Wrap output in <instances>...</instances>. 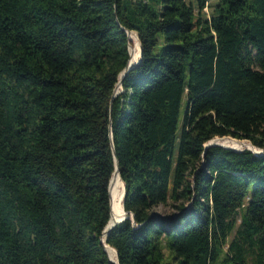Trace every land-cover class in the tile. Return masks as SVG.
I'll return each instance as SVG.
<instances>
[{"label": "trees", "instance_id": "1", "mask_svg": "<svg viewBox=\"0 0 264 264\" xmlns=\"http://www.w3.org/2000/svg\"><path fill=\"white\" fill-rule=\"evenodd\" d=\"M212 140L264 150V0H0V264H112L122 182L119 264H264V155Z\"/></svg>", "mask_w": 264, "mask_h": 264}, {"label": "water", "instance_id": "2", "mask_svg": "<svg viewBox=\"0 0 264 264\" xmlns=\"http://www.w3.org/2000/svg\"><path fill=\"white\" fill-rule=\"evenodd\" d=\"M126 33H127V36H128V39H129V33H131L130 31L126 30ZM139 37V36H138ZM130 42V40H129ZM130 49V48H129ZM142 56H143V50H142V46H141V58L138 62H133L132 61V58H131V53H130V61L128 63V66L127 68L125 69V71L121 74L120 76V82L117 84L116 86V89H115V94H114V99L119 96L122 92H123V81L124 79L128 76V74L134 70L135 68H137L141 62H142ZM224 138H229V137H223V138H215L214 140H218V139H224ZM234 139V138H233ZM212 140L210 143H208L206 145V148H210V147H222V148H225V149H229V150H233V151H236V152H244V151H250L252 153H254L256 156H263L264 155V150L263 149H260L261 152H255L251 149H246V150H235L233 148H230V147H225V146H222V145H219V144H216V143H213ZM234 140H237V139H234ZM240 141V140H239ZM254 146V145H253ZM255 147V146H254ZM115 154V153H114ZM115 160H116V172L113 176V179L117 176H119L121 178V175H120V170H119V165H118V161H117V157L115 155ZM205 165V163H204ZM112 179V181H113ZM111 181V183H112ZM111 183H110V187H111ZM124 183V182H123ZM125 196H126V189H125V192H124V199H125ZM110 199H111V214H110V221L107 225V227L105 228L104 232H103V235H102V244L104 245V248H105V251L108 255V258L110 260V262L112 264H119V257H118V252L116 251L117 253V262L114 261L111 256H110V252L108 250V238L111 234V232L118 226L120 225L121 223H123L124 221H126L127 219L131 218V219H134L133 215H131L130 213H128L125 208H124V215L121 219L119 220H116V221H112V198H111V189H110ZM131 215V217H130Z\"/></svg>", "mask_w": 264, "mask_h": 264}, {"label": "rangeland", "instance_id": "3", "mask_svg": "<svg viewBox=\"0 0 264 264\" xmlns=\"http://www.w3.org/2000/svg\"><path fill=\"white\" fill-rule=\"evenodd\" d=\"M215 1L216 0H213V2H215ZM188 2H192L193 4H195V0H188ZM205 12H207L209 14L210 10L208 8H206ZM161 41L162 42L160 43V47L156 51V53L160 51V48L162 46H164L163 38H161ZM153 214L157 217H160V218H171L176 214V211L171 206H160V207L154 209ZM165 255L167 257L169 256V252L167 250H165Z\"/></svg>", "mask_w": 264, "mask_h": 264}, {"label": "bare ground", "instance_id": "4", "mask_svg": "<svg viewBox=\"0 0 264 264\" xmlns=\"http://www.w3.org/2000/svg\"><path fill=\"white\" fill-rule=\"evenodd\" d=\"M124 190H125V187H124V184L122 182L120 192L118 193V196L116 198L113 221L119 220V218L121 216L120 207H121V202H122V198L124 195Z\"/></svg>", "mask_w": 264, "mask_h": 264}]
</instances>
